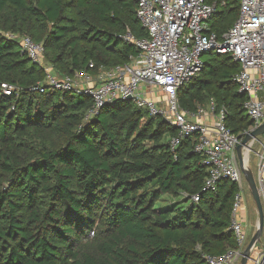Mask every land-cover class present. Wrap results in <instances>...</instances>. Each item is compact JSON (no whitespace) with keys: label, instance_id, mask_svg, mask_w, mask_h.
<instances>
[{"label":"trees","instance_id":"16d2710c","mask_svg":"<svg viewBox=\"0 0 264 264\" xmlns=\"http://www.w3.org/2000/svg\"><path fill=\"white\" fill-rule=\"evenodd\" d=\"M205 2L215 3L208 27L220 40L238 1ZM135 9L133 0H0V264H208L205 256L236 248V185L204 189L193 138L172 149L175 127L128 100L89 115L88 96L46 88L43 70L7 36L41 43L60 77L92 75L138 54L125 40L146 37ZM205 55L178 104L195 113L213 100L241 135L252 122L234 81L239 65ZM1 84L15 90L6 96Z\"/></svg>","mask_w":264,"mask_h":264},{"label":"built area","instance_id":"2783aa9c","mask_svg":"<svg viewBox=\"0 0 264 264\" xmlns=\"http://www.w3.org/2000/svg\"><path fill=\"white\" fill-rule=\"evenodd\" d=\"M133 1L136 18L145 29L146 37L135 39L128 34L125 40L137 48L138 54L130 56L126 64L100 69L101 81L95 85L93 76L86 70L62 77L54 76L52 68L41 66L44 58L41 43L28 36H7L18 40L27 58L44 69L43 84L46 88L60 92H83L88 96L93 103L89 115L104 105L130 98L148 116L162 118L175 127L177 133L168 141L172 149L183 140L193 138V151L202 157L207 167L204 189L214 190L221 180L230 181L237 188L229 228L236 248L217 256L207 255L205 259L208 264H240L250 237L244 198L246 183L239 167L236 147L246 134L264 122V0H237V19L220 40L209 32L208 27L215 3L207 4L205 0ZM210 51L229 54L239 65L234 81L238 93L245 97L243 110L252 122L248 131L241 135L232 134L225 126V112L215 113L213 100L195 113L182 110L178 104L177 90L201 71V58ZM93 68L90 63L88 69ZM1 88L6 96L15 90L9 84H1ZM44 89L41 88L40 92ZM155 89L159 93L157 97ZM242 152L250 170L251 156L255 158L257 179H254L263 210V228L259 239L263 249L252 256L255 245L246 264H264V142L253 140ZM193 200L197 202L198 198L193 197Z\"/></svg>","mask_w":264,"mask_h":264},{"label":"water","instance_id":"95a60500","mask_svg":"<svg viewBox=\"0 0 264 264\" xmlns=\"http://www.w3.org/2000/svg\"><path fill=\"white\" fill-rule=\"evenodd\" d=\"M128 101H131L130 98L127 99ZM264 134V122L258 126L253 131L246 134L241 143L236 147V153H237V159L239 163V167L241 169V172L243 174L244 181L247 185L249 194L251 196V199L253 201V204L255 206L256 212H257V227L255 233L251 236L248 245L246 246L243 254L242 259L240 260V264H246L247 258L249 256V253L251 249L258 243L261 234H262V228H263V210L261 206V202L258 196L257 187L255 183V179L253 176L252 171L247 166V159H245V156L242 152L243 148H248L249 143L253 140H257L259 136Z\"/></svg>","mask_w":264,"mask_h":264},{"label":"rangeland","instance_id":"374dc122","mask_svg":"<svg viewBox=\"0 0 264 264\" xmlns=\"http://www.w3.org/2000/svg\"><path fill=\"white\" fill-rule=\"evenodd\" d=\"M213 56L211 55H203L201 60L204 62V61H208L209 59H211ZM41 66H43L44 68H52V74L54 76L57 77V74H56V70L55 68L53 67V65L51 64V62L47 59L46 56H44L43 60H42V64ZM43 70V74H44V78H45V71L44 69ZM93 76V84H98L101 80H100V76H101V70H99L98 72L92 74ZM44 78H43V82L44 83ZM156 90V94H155V97L158 96V90ZM199 108H206V105L205 106H201ZM207 120V119H205ZM258 139L262 142H264V134L259 136ZM250 164H251V170H252V173L254 175V177L257 179V172H256V169L254 168V164H255V158L253 156H251V159H250ZM245 211H246V216H247V229H248V236L251 238V236L255 233L256 231V227H257V220H258V217H257V212H256V209H255V206L253 204V201L251 199V196L249 194V191H248V188H247V185H246V188H245ZM263 249V246L261 244V242L259 241L255 248L253 249V252H252V256L254 255V253L256 252H261ZM247 264H251L250 262H248Z\"/></svg>","mask_w":264,"mask_h":264},{"label":"crops","instance_id":"0c3cea01","mask_svg":"<svg viewBox=\"0 0 264 264\" xmlns=\"http://www.w3.org/2000/svg\"><path fill=\"white\" fill-rule=\"evenodd\" d=\"M158 100V99H157Z\"/></svg>","mask_w":264,"mask_h":264}]
</instances>
